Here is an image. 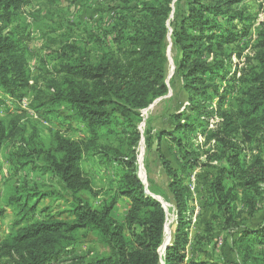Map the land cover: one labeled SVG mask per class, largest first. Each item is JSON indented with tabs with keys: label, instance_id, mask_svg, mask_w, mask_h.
Instances as JSON below:
<instances>
[{
	"label": "trees",
	"instance_id": "obj_1",
	"mask_svg": "<svg viewBox=\"0 0 264 264\" xmlns=\"http://www.w3.org/2000/svg\"><path fill=\"white\" fill-rule=\"evenodd\" d=\"M241 0H185L186 10L176 19L171 33L179 50L178 72L182 88L187 93L186 108L171 115L172 130L156 135V150L165 172L171 178L169 189L177 209V228L168 245L167 212L163 202L147 194L139 176L135 145L127 155H113L120 168V180L115 196L100 208H95L82 196L92 197L98 192L81 167L84 153L91 147L85 140H72L55 133L47 145L35 133L23 135L19 125L22 116L30 111L46 121L61 111H68L82 123L93 145L98 140L117 138L131 133L135 143L141 138L142 110L155 99L168 93L165 81L167 70L168 18L172 0L145 1L139 7L141 19L132 28L119 27L112 44L93 55L90 49L65 44L58 53L60 79L50 78L45 86L33 84L26 58L24 39L7 28L17 22L29 0H0V105L11 101L21 105L29 99L28 109L17 108V115L7 120L0 114V145L18 139L22 164L38 161L47 172L59 178L63 191L40 190L27 185L14 186L4 199L14 214L11 232L0 241V264H218L214 261L188 259V244L192 218L188 201L192 196L185 177L164 155L161 140L164 136L182 147L188 130L209 126L210 119L220 122L209 130L218 141V149L207 153V162L197 154L183 156V167H205L214 160L226 164L216 166L209 181L213 204L227 215L232 202L238 200L237 190L244 195H260L264 188V154L244 163L242 147L237 138L248 143L255 140L264 126V32L257 66L253 68L245 96L240 99L237 112L222 110L226 91L212 80L228 62L218 58L225 54V45L244 37L251 28L252 16L236 11ZM216 18L225 19L223 25ZM242 28L238 29V25ZM229 58V56H226ZM247 78L244 74L242 80ZM31 89L33 92L31 93ZM32 95V97H31ZM219 96L215 104L214 97ZM8 97V98H7ZM1 108V107H0ZM7 110V109H6ZM5 110H3V113ZM145 143L153 145V128L146 122ZM21 135V136H20ZM23 144V145H22ZM130 200L129 210L122 223L112 211L116 197ZM167 199L165 194H162ZM46 198L62 199L67 209L58 213L38 215V205ZM250 203L253 197L250 196ZM48 209L41 210L44 212ZM66 212L68 217H63ZM237 241L250 250L254 243H264V224L258 229L243 227ZM93 235L103 246L92 256L81 255L72 247L82 236Z\"/></svg>",
	"mask_w": 264,
	"mask_h": 264
},
{
	"label": "rangeland",
	"instance_id": "obj_2",
	"mask_svg": "<svg viewBox=\"0 0 264 264\" xmlns=\"http://www.w3.org/2000/svg\"><path fill=\"white\" fill-rule=\"evenodd\" d=\"M29 4L22 9L17 22L6 30L13 31L24 39L26 58L29 63L33 84L45 86L50 78L60 79L58 53L65 44H76L90 49L93 55L100 49L112 44L113 37L119 27L132 28L141 19L139 7L145 1L161 0H29ZM185 0H172L171 12L168 18L169 34L167 37V70L165 81L169 91L166 95L155 99L142 112L143 121L140 124L141 138L135 143L131 133L121 134L117 138L98 140L93 145L91 137L82 123L72 117L68 111H61L53 116L49 124L42 118H37L30 112L20 119L19 125L23 135L35 133L45 144H49L55 133H60L72 140H85L91 147L81 159V167L98 195L92 197L86 192L82 196L95 208H100L106 201L115 196L120 180V168L116 161H108L113 155L124 156L130 153L129 147L135 145L137 152V166L139 176L147 194L163 202L167 212L166 245L172 242L177 228V209L173 194L169 189L171 178L165 172L163 164L156 150L158 140L156 135L162 130H172L174 123L171 115L183 111L188 105L187 93L182 88L181 75L178 72L180 60L179 50L173 43L171 33L176 19H180L186 10ZM236 11H243L252 16L250 31L233 44L225 45V54H218L228 65L220 72L224 76L214 75L213 81L219 83L220 91L225 90L226 103L222 110L237 112L240 99L250 84L248 78L253 68H256L258 52L261 51L262 34L264 32V0H241L233 6ZM216 23L223 25L225 19L216 18ZM242 28V24L237 26ZM226 56H229L226 57ZM247 77L242 80L243 76ZM33 90L31 89V93ZM32 97V95H31ZM8 98V97H7ZM28 99V98H27ZM29 101V100H28ZM214 103L219 96L214 97ZM5 102V101H4ZM1 103L0 114L7 115V120L17 115V108L8 100ZM7 109V110H6ZM3 110L5 112L3 113ZM219 117V116H218ZM218 117L210 119L209 126L188 130L184 136L182 147L174 144L167 136L161 140L164 155L170 160L174 168L185 177L192 196L188 201L189 215L192 218L190 239L188 244V259L214 261L218 264H264V243H254L250 250H246L237 241L243 227L258 229L264 224V190L260 195L252 193L244 195L237 190L238 200L232 202V210L227 215L218 210L213 204V196L209 181L214 176L215 165L226 164L225 161L214 160L204 168L195 169L183 167V156L196 153L198 160L207 162V153L218 149V141L210 137L207 129H214L220 122ZM150 119L153 128V145L147 148L145 143L146 122ZM21 136V135H20ZM242 147L241 159L246 163L258 154H264V126L257 138L245 143L236 139ZM22 141L11 139L0 145V241L12 229L13 211L5 203V195L14 186L27 185L40 190L63 191L58 177L46 171L42 161L22 164L18 158ZM23 145V144H22ZM264 188V184L262 185ZM165 194L167 199H164ZM250 196L253 202L250 203ZM130 200L126 197H116V205L112 215L120 222L125 221L129 210ZM48 207L44 212L41 210ZM67 209L62 199L46 198L38 205V215L44 216L48 212L58 213ZM63 217H68L64 212ZM81 255H90L103 249V246L93 235L82 236L72 247Z\"/></svg>",
	"mask_w": 264,
	"mask_h": 264
},
{
	"label": "built area",
	"instance_id": "obj_3",
	"mask_svg": "<svg viewBox=\"0 0 264 264\" xmlns=\"http://www.w3.org/2000/svg\"><path fill=\"white\" fill-rule=\"evenodd\" d=\"M28 100H29V99H27V98H25V99L23 100V102H22L23 106H25L27 103H29ZM27 106H28V105H27ZM26 108H27V107H26ZM27 109H28V108H27ZM30 113L33 114V115H34L35 117H37V118L39 117L38 115H36L35 113H33V112H31V111H30ZM42 120H43V122H44L45 124H47V125L49 124L46 120H44V119H42Z\"/></svg>",
	"mask_w": 264,
	"mask_h": 264
},
{
	"label": "water",
	"instance_id": "obj_4",
	"mask_svg": "<svg viewBox=\"0 0 264 264\" xmlns=\"http://www.w3.org/2000/svg\"><path fill=\"white\" fill-rule=\"evenodd\" d=\"M158 199V198H157ZM159 200V199H158ZM163 206H164V204H163ZM165 207V206H164ZM166 244H164V246H165Z\"/></svg>",
	"mask_w": 264,
	"mask_h": 264
}]
</instances>
